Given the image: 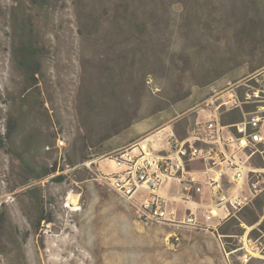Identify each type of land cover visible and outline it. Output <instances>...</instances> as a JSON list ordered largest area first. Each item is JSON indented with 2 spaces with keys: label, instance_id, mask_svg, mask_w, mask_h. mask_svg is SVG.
I'll return each mask as SVG.
<instances>
[{
  "label": "rangeland",
  "instance_id": "1",
  "mask_svg": "<svg viewBox=\"0 0 264 264\" xmlns=\"http://www.w3.org/2000/svg\"><path fill=\"white\" fill-rule=\"evenodd\" d=\"M263 67L264 0H0V264H241L264 193L194 228L143 221L101 174Z\"/></svg>",
  "mask_w": 264,
  "mask_h": 264
},
{
  "label": "built area",
  "instance_id": "2",
  "mask_svg": "<svg viewBox=\"0 0 264 264\" xmlns=\"http://www.w3.org/2000/svg\"><path fill=\"white\" fill-rule=\"evenodd\" d=\"M210 91L185 136L162 127L108 155L115 170L101 177L134 202L143 221L211 227L264 193V67ZM174 182L177 194H169ZM250 234L238 235L231 251L241 264L264 260V232Z\"/></svg>",
  "mask_w": 264,
  "mask_h": 264
},
{
  "label": "trees",
  "instance_id": "3",
  "mask_svg": "<svg viewBox=\"0 0 264 264\" xmlns=\"http://www.w3.org/2000/svg\"><path fill=\"white\" fill-rule=\"evenodd\" d=\"M56 165H57V162H54V164H52L51 168H49L47 171H45L44 175H48L50 173H53L55 170H56ZM65 176L62 174V175H58L56 176L54 179H56L57 181H61ZM254 205L258 206L259 208H262L261 204L259 203L258 199L255 201ZM3 217V213L1 211L0 213V220L1 218ZM43 219V220H49V217L47 216H43L40 218V220ZM251 224H255L256 222H258L259 220V217L256 215L255 212H253V216L251 217ZM51 221V220H50ZM260 226L263 228L264 227V221L260 224ZM254 230V229H253ZM251 230V232L253 231ZM224 233H227V232H224ZM236 248V247H235Z\"/></svg>",
  "mask_w": 264,
  "mask_h": 264
},
{
  "label": "crops",
  "instance_id": "4",
  "mask_svg": "<svg viewBox=\"0 0 264 264\" xmlns=\"http://www.w3.org/2000/svg\"><path fill=\"white\" fill-rule=\"evenodd\" d=\"M171 126L170 125H168V126H166L165 127V129L164 130H167V129H169ZM139 139V137L138 136H134L132 139H131V141L129 142V144L130 143H132V142H134V141H136V140H138ZM114 150V149H113ZM110 162H112V164L114 163V161L113 160H110Z\"/></svg>",
  "mask_w": 264,
  "mask_h": 264
},
{
  "label": "bare ground",
  "instance_id": "5",
  "mask_svg": "<svg viewBox=\"0 0 264 264\" xmlns=\"http://www.w3.org/2000/svg\"><path fill=\"white\" fill-rule=\"evenodd\" d=\"M110 161V160H109ZM78 200V195L72 196V203H76Z\"/></svg>",
  "mask_w": 264,
  "mask_h": 264
}]
</instances>
